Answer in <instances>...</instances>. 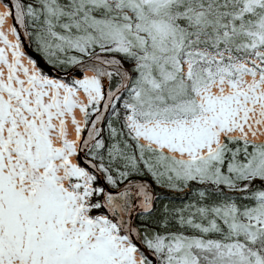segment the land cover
<instances>
[{
  "label": "snow or ice",
  "instance_id": "6c2138e0",
  "mask_svg": "<svg viewBox=\"0 0 264 264\" xmlns=\"http://www.w3.org/2000/svg\"><path fill=\"white\" fill-rule=\"evenodd\" d=\"M0 264H264V0H0Z\"/></svg>",
  "mask_w": 264,
  "mask_h": 264
},
{
  "label": "bare ground",
  "instance_id": "6f19581e",
  "mask_svg": "<svg viewBox=\"0 0 264 264\" xmlns=\"http://www.w3.org/2000/svg\"><path fill=\"white\" fill-rule=\"evenodd\" d=\"M5 27H7V24L5 25ZM12 37L11 36H9V39H11ZM76 116H77V119H79L80 118V113H79V111L78 110H76ZM68 127H69V132L70 133H72V126H71V124H69L68 125ZM72 135H74V133H72ZM72 135H70V137L69 138H72Z\"/></svg>",
  "mask_w": 264,
  "mask_h": 264
},
{
  "label": "water",
  "instance_id": "95a60500",
  "mask_svg": "<svg viewBox=\"0 0 264 264\" xmlns=\"http://www.w3.org/2000/svg\"><path fill=\"white\" fill-rule=\"evenodd\" d=\"M29 51H31V50H29ZM32 55H35L34 53H32Z\"/></svg>",
  "mask_w": 264,
  "mask_h": 264
}]
</instances>
